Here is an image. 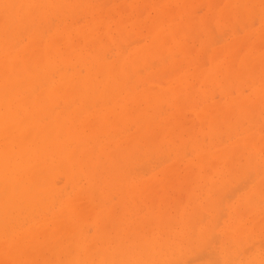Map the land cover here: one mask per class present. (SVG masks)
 <instances>
[{
	"label": "rangeland",
	"instance_id": "rangeland-1",
	"mask_svg": "<svg viewBox=\"0 0 264 264\" xmlns=\"http://www.w3.org/2000/svg\"><path fill=\"white\" fill-rule=\"evenodd\" d=\"M40 1L42 2H39L40 7L37 5V13L24 22L16 17L19 2L9 4L11 8L6 19H0V37L15 43L13 46L18 49L28 42L31 33L42 36L40 43H44L57 31L64 30L65 26L69 28L72 33L59 41L60 47L68 41L73 44L69 49L72 63L70 66L75 68L66 71V68L59 65L55 70H48L51 78L44 82L47 74L40 75L45 65V59L41 57L37 72L38 81L39 77H45L39 81L44 82V89H52L53 83L61 80L60 71H64L66 77L77 71L85 76L88 67H95L96 59L104 58L107 63L115 64V82L110 85L105 103L94 101L88 105V109L99 113L104 106V109L115 107L114 113L102 109L107 119L110 116V120L115 121L109 128V136L100 128L104 126H101L104 122H99L96 118L92 121V128L103 143L109 144L110 150H122L113 157L118 162L123 178L136 183L144 181L148 185L152 184L151 200L148 202L145 197L137 200L135 204V216L144 219L143 223H137L142 227V239L158 234L154 222L151 221L157 214L165 212L167 226L163 237L172 239L177 231L186 230V234L180 237L181 244L175 250L177 253L170 260L174 264H225L222 246L231 254L232 264L241 261L260 264L264 261V159H261L264 156V92L260 91L264 88V0H77L74 1L75 4L63 8L66 16L59 24L53 17L54 14L43 16L46 0ZM88 4L91 9L82 12ZM118 23H121L122 32L126 27L124 34L117 31ZM157 32H163L158 36L161 46L163 45L161 51L151 45ZM1 48L0 41V50ZM133 52L137 54L133 55ZM118 55L122 58L132 56L133 60L129 64L127 61L130 59L126 58L125 64H116L114 60ZM211 59L218 64H214L212 72L215 75L212 77L227 78V84L207 77L206 71L213 67ZM246 61L251 74L242 75L240 79L233 75L225 76L229 72V66L241 65ZM242 67L238 70H242ZM96 80L92 93L97 97L102 84L108 83V76L99 74ZM26 81H30L29 77ZM222 82L225 86H222ZM16 84L13 80L6 88H14ZM123 86L128 92L140 94L142 91H150L151 95L159 97L149 104L145 98L126 101ZM34 89L38 92L40 86L37 84ZM83 89H80L81 93ZM257 90L262 97H258L254 105H247L248 116L240 114V109L236 107L226 110L230 101L237 100L239 96L254 102L258 95ZM63 95L66 98V92ZM78 97H71V102L74 103ZM74 105L79 106L80 103L76 101ZM120 105L131 111L129 120L125 123H122L120 116H116ZM63 107L64 103H49V108L46 107L43 111L45 121ZM68 110L72 111L69 107ZM11 116H15L16 122L23 113L16 110L11 112ZM150 118L158 128H163L155 131L150 136V146L144 147L143 142L138 139L136 130L139 125L136 121L141 123ZM212 119L216 121V126L209 131ZM167 123L168 131L165 129ZM172 127L175 129L172 130ZM245 129L249 131L243 133ZM249 133L255 135L257 148L234 154L232 166L229 164L231 172L220 171V167L223 170L227 166L229 153H232L229 152L226 156L227 150H238L241 145L240 138ZM90 146L93 148V143ZM207 153L208 158L202 161V155ZM106 161L104 163L102 160L99 168L103 174L108 169L105 166L110 163L109 159ZM48 175L49 173L43 178ZM68 177V173H56L49 178L50 188L42 196L43 204L48 203L46 196L54 203L48 214L42 210L40 214L35 211L17 214L14 209H9L10 216H16L15 219L26 217L22 221L25 223L18 226L20 229L29 227L38 231L35 232L36 235H31L36 241L30 247L28 237H20L10 242L12 236L20 235L15 232L16 228L8 224L7 229L10 230L6 229V234L0 233V264H13L15 253L11 251L14 248L24 254L23 261L28 264H55L57 257H53L55 251L50 246L54 243L49 240L57 236L61 238V243L66 244L64 231L72 228V225L61 215L54 217L52 212L65 209L67 205H73L80 212L77 205L73 204L76 199L78 203L79 200L82 201L80 207L86 205H83L82 212L89 218L87 221L91 222V210L98 201L91 203L86 194L77 190V187L86 184L84 178L77 179L74 176V179L71 177L72 180L69 178L71 181H67ZM111 197L110 195L105 200L108 201ZM117 200L118 197L115 196L106 204H114ZM25 204L22 201L20 205ZM100 206L103 207L102 204ZM115 207L112 217L115 218L112 220L114 225L111 224V218H106L102 224L111 233L120 232L127 226V218L134 219L133 215H122L121 208ZM232 208L239 212L240 218L232 214ZM184 219L188 223L186 226L179 223ZM232 222L243 223L246 228H251L248 226L256 222L259 229L250 239L236 246L234 238L226 241L223 238V229H228L227 226ZM203 227V234L198 236ZM87 228L90 234L94 232L92 225ZM27 247L30 249L26 256ZM235 255L238 256L234 261ZM252 257L256 258L251 261ZM67 261L64 264H68Z\"/></svg>",
	"mask_w": 264,
	"mask_h": 264
},
{
	"label": "bare ground",
	"instance_id": "bare-ground-1",
	"mask_svg": "<svg viewBox=\"0 0 264 264\" xmlns=\"http://www.w3.org/2000/svg\"><path fill=\"white\" fill-rule=\"evenodd\" d=\"M74 1L77 0H46V5L44 4L46 11L43 12V16L48 17L54 14L53 17L56 18V21L58 20L59 24L64 21L66 16V10L63 8L70 6V4H75ZM15 2H19L16 17L20 22H24L37 13V10H39L37 5L40 7L42 1L24 0L23 2V0H0L1 21H3V17L6 19V15L11 8L9 4H14ZM90 7L91 6L88 4L82 9V12L91 9ZM121 23H118L117 31L124 34L126 32V27L122 24L125 27V30L123 29L124 32H122ZM2 28L1 26V29ZM160 30L163 31V29ZM70 32L69 28L65 26L64 30L57 31L44 43H40V38L42 36L31 33L28 36V42L18 49L14 48L15 46H13V44L15 43H12L2 36L0 37L2 46L0 50V233L6 234L5 230L8 227L7 225L10 224L12 228H16L15 230L17 231L15 232H17V235H20L16 237L12 236L10 242H14L20 237H28L30 239L28 246H33L36 240H33L31 235H36L35 232L38 230L34 231L33 228L29 227L20 229L18 226L25 223H22V221H25L26 217L15 219L16 216H10L9 209H14V212H17V214H21L22 212L29 213V211H35L37 214H40V210L48 214L50 208L54 206V203L49 196H46L48 203L43 204L42 196H45V191L50 188L49 178L56 173H68L69 177L67 181H71L74 176H77V179H85L86 184L77 187V190L86 194L88 200H91V203L95 204V202L98 201V204L96 206L94 205L91 210V222L87 221L89 218H86L87 215L85 217L84 212H82L84 211V204L80 207L81 200H79V203L77 199L73 202V204L75 203V205H77L76 207L79 208L78 210H80V212L76 211L73 205H69V207L67 205L65 209H57L52 212L54 217L55 215H61V217H65V220L72 225L70 226L72 228H67L64 231V237L67 239L65 241L66 244L61 243V238L57 236L49 240L54 243L50 244V246L55 251L53 252V257H57L55 264H64L67 258L69 259V261H67L68 264H174V262L170 260H172L175 253H177L175 250L178 249L181 244L179 242L180 237L186 234V230L184 231L181 229L174 233L172 239H166L163 237V231L166 229L167 219L164 215L165 212L159 213L154 216L151 221V223L154 222V227L158 231V234L149 239H142V227L137 225V223H143L144 219H139L135 216L137 214L135 204L137 200H142L145 197H147L148 202L151 200L152 194L150 190L152 184L148 185L144 181L136 183L131 179L126 180L123 178L119 171L120 167L118 166V162L113 157L117 152L121 153L122 150H110L109 144L107 142L103 143L99 139L97 132L91 125L92 121L96 119L99 122H104V124H101V126H104L100 128L105 130V132H107L106 134L109 136V128L115 124L113 119L110 120V116L108 119L104 116V110L114 113L115 107L114 109H104L105 106L103 105L104 107L100 109L103 112L99 111V113H94L88 109V105L94 101H99L102 104L105 103L110 87L112 86L111 84L115 82V64L107 63L104 58L96 59L94 62L95 67H88L85 76H81L79 71H77L71 76L66 77V73L59 70L61 80L54 82L51 86L52 89L43 88L45 85L44 82H47L48 79L51 78L48 70H55L59 65L66 68V71L75 68V66H70L72 63L70 62L71 54L69 53V49L70 46L73 47V44L68 41L63 43V46L60 47L59 41L63 39L64 36L69 35ZM162 33L163 32H157V37L155 36L152 39L151 44L153 47H158L159 51L163 49V45L161 46V41L158 37L159 34ZM57 35L59 36L58 39L56 38ZM42 40L43 39H41V41ZM180 46H182V44H180ZM132 54L135 55L137 53L133 52ZM41 57L45 59V65L42 67L44 70L43 73L45 74L42 73L40 75H49L48 77L47 75L45 76L46 81L44 82H39L41 79L45 78L43 76L41 78L39 77L38 81L39 75L37 70L41 65ZM126 58L130 59V61L127 62L131 64L130 62L133 60V57L129 56ZM126 58H122L118 55L114 63L123 65V63L125 64ZM212 63V69L206 71L208 78L215 75L212 70L215 68V65L218 66L213 60ZM231 66H229V72H227L225 76L233 75L240 79L242 75L251 74V69H249L247 61L241 65ZM241 66H243L242 70H238ZM99 74L108 76V83L102 84L101 90H99L100 94L96 97V95L92 93V90L95 82H97L96 77ZM187 74L185 77L189 75ZM28 77L30 81H26ZM213 78L215 77L213 76L210 80ZM13 80L17 83L14 88H6L12 84ZM216 80H221L227 84L226 80L228 79L223 78ZM22 82L24 83L21 84ZM223 82L222 86H225ZM37 84L40 86L38 92L34 89ZM81 88H84L82 93L80 91ZM12 89H14V91H12ZM122 89L125 90L126 95L124 97L127 99L126 101H136L139 98H145L146 102L149 104L152 100L159 97L158 95H151L150 91H142L139 94L138 92L126 91L124 86ZM63 90H65L64 92L67 94L66 98L63 95ZM258 90V95L256 96L257 98L255 97L256 99L254 102L243 96H239L237 100L233 99L230 101L226 110L236 107L240 109V114L248 116L249 106L247 105H254L258 97H262ZM260 91L264 92V88ZM73 96H79L74 101V103L78 101L80 103L79 106L71 102L70 99ZM53 101H56L58 104L64 103L65 107L60 108L53 117L50 116L49 120L45 121L46 116L43 111L46 107L49 108V103ZM68 107L71 108L72 111H69ZM16 110L22 111L23 116L21 119L14 122L15 116H11V112ZM89 112L91 114H89ZM130 112L129 108L120 105V111H118L116 116H120L122 123H125L129 120L128 117ZM66 118L68 119L65 120ZM91 118L93 119L91 120ZM66 121L70 123L66 124ZM136 123L139 125L136 130L139 134L138 139L143 142L140 143H142L144 147L150 146V136L154 135L155 131L161 130L159 128H163H158L152 118L142 121L141 123L136 121ZM215 124L216 121L212 119L209 123V131L213 130L212 127L216 126ZM165 129L167 131L169 130L168 123ZM171 129L174 130L175 128L172 127ZM172 130L170 131L173 133L174 131ZM170 131L169 134L171 133ZM248 131V129H245L243 133H247ZM240 142L241 145H239V149L235 152H233L235 150L234 148H229L227 150L226 156L229 152L232 153H229V160L227 161V166H225L226 169L223 167L222 170L220 167V171L231 172L229 164L232 166L234 154L242 153L244 150L249 151V149L253 147L257 148L258 144L255 135L250 133L240 138ZM90 143H93V148L90 146ZM249 155L250 153H248V156ZM214 157L215 156H213V158ZM201 158H203L202 161L206 160L208 158V153L202 155ZM105 159H109L110 163L105 166L108 167V169L105 171V174H103L99 171V168L102 160H104V163L107 162ZM261 159H264V156H262ZM213 162L215 163V160ZM213 162L211 163L212 166H214ZM104 163H102L103 166ZM216 172L215 170V173ZM47 173H49V175L43 178ZM80 175H82V177H78ZM223 175H225V173ZM69 178H71V180H69ZM100 183H102L103 186H100ZM110 195L112 196L111 198L115 196L118 197V200L116 203L108 205L106 203L111 198L108 199V201L105 200V198ZM17 200H21V202L23 201L26 204L22 206L20 205L21 202L18 203ZM14 204L16 206H14ZM100 204H102L103 207H101ZM115 206L121 208L122 215L127 216L130 214L134 216V219L131 220L127 218L126 221L128 220L129 222L127 226L122 228L120 232L111 233V230L104 229L102 224L105 223L106 218H111V224L114 225L112 220L115 218L112 217H114L113 213L116 208ZM231 212L240 218L239 212H235L234 209ZM8 215L10 218H8ZM149 219L146 220V222H148ZM3 221L6 222L3 223ZM168 221L170 222L171 219ZM179 223H181L182 226L188 225L186 219L179 221ZM90 225L94 227V232L91 234L87 228ZM235 225H237V227H235ZM227 227L228 229H223V234L225 235H223V238L225 241L234 238L236 246L240 245L244 240L250 239L259 229V225L256 222L248 226L251 228H246L243 223L239 224L236 222H232ZM150 229L151 228H149L148 231H150ZM234 229L235 231L233 232ZM146 231L147 230H145V232ZM203 232L204 227L199 230L198 236H201ZM169 234L171 236V232ZM30 247L26 248V256L29 253L28 250ZM16 249L14 248L11 251L15 253L13 264H28L26 261H23L24 254L17 252ZM228 250L231 249L228 248ZM221 252L223 253V259L226 261L225 264H232V256L225 250V247L222 246ZM62 256H64L63 259ZM237 256H234V261ZM254 258L256 257H252L251 261L254 260ZM262 262H260V264ZM185 263L189 264V262ZM233 263L235 264V262ZM238 264L248 263L241 261Z\"/></svg>",
	"mask_w": 264,
	"mask_h": 264
}]
</instances>
